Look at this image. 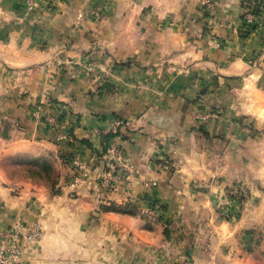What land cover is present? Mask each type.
<instances>
[{
    "label": "crops",
    "instance_id": "obj_1",
    "mask_svg": "<svg viewBox=\"0 0 264 264\" xmlns=\"http://www.w3.org/2000/svg\"><path fill=\"white\" fill-rule=\"evenodd\" d=\"M243 3L0 0V225L41 227L19 264H264V8L247 29ZM115 119L135 172L105 187ZM75 157L88 177L70 186Z\"/></svg>",
    "mask_w": 264,
    "mask_h": 264
},
{
    "label": "built area",
    "instance_id": "obj_2",
    "mask_svg": "<svg viewBox=\"0 0 264 264\" xmlns=\"http://www.w3.org/2000/svg\"><path fill=\"white\" fill-rule=\"evenodd\" d=\"M29 10L38 6H48L58 4L62 0H22ZM202 8L207 9L211 5V0H199ZM263 2V4H262ZM264 8V0H246L244 2L243 23L249 29L254 24L256 8ZM86 72L93 71V65L87 64L84 67ZM66 118L62 122H57L56 113L50 110L44 117V124L48 133L57 144L71 146L74 141V133L71 130V115L66 112ZM200 120L205 116H199ZM128 121L115 119L111 122V133H116L119 128L127 125ZM116 137L111 138L100 155L101 163L104 166L103 184L105 187L117 185L121 179L129 180L135 172L133 164L127 159L123 149L119 146ZM74 174L69 185L78 186L88 177L87 168L78 157L73 159ZM163 169L166 167L163 166ZM154 182H145L144 186L154 185ZM141 215L151 222H155L159 216L156 207L151 208L149 204L140 210ZM230 214H227L229 216ZM41 237V227L38 223L25 224L18 222L10 228L0 225V264H19L21 262L25 247L36 244Z\"/></svg>",
    "mask_w": 264,
    "mask_h": 264
},
{
    "label": "trees",
    "instance_id": "obj_3",
    "mask_svg": "<svg viewBox=\"0 0 264 264\" xmlns=\"http://www.w3.org/2000/svg\"><path fill=\"white\" fill-rule=\"evenodd\" d=\"M245 1L246 0H243V2H245ZM262 4H263V2H262ZM243 6H244V3H243ZM262 11H263L262 8H259L258 7V8L255 9L254 14L257 16ZM252 28L254 29L255 28V25H253L250 29H252ZM51 111H53L54 113H56V116H57L56 117V120H57L58 123L65 120L67 113L64 112L62 109L52 107L51 108ZM74 124H75L74 122H71V124H70L72 131H73L74 127H75ZM119 131H120V128L117 130L116 133H109V134L103 136L104 148H105V146L107 145L108 141L111 138L116 137L119 134ZM64 159H68V157L67 158L65 157ZM52 170H53V167L49 163H47V162L44 161L40 167H32V168H29L28 169V172L30 174H32L34 177L40 176V177H36V178L49 180L50 179V176H51V173H52ZM148 204H149V206L151 208H155L157 206L158 202L157 201H153V202L152 201H149ZM162 208L164 209V207H162Z\"/></svg>",
    "mask_w": 264,
    "mask_h": 264
},
{
    "label": "rangeland",
    "instance_id": "obj_4",
    "mask_svg": "<svg viewBox=\"0 0 264 264\" xmlns=\"http://www.w3.org/2000/svg\"><path fill=\"white\" fill-rule=\"evenodd\" d=\"M35 165H36V167H40L41 165H42V162H37V163H35ZM36 177H40V176H36Z\"/></svg>",
    "mask_w": 264,
    "mask_h": 264
}]
</instances>
